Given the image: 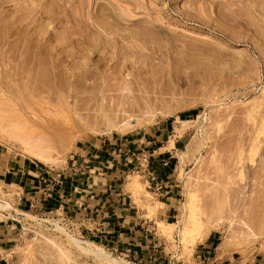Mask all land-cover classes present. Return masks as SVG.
I'll use <instances>...</instances> for the list:
<instances>
[{
  "label": "rangeland",
  "instance_id": "374dc122",
  "mask_svg": "<svg viewBox=\"0 0 264 264\" xmlns=\"http://www.w3.org/2000/svg\"><path fill=\"white\" fill-rule=\"evenodd\" d=\"M165 122L190 136L171 176L177 226L145 224L159 252L144 260L92 242L78 218L20 210L3 187L0 228L16 234L0 264H211L223 253L264 264V0H0V153L58 170L87 141ZM20 127L57 163L10 144L4 131ZM119 182L149 218L164 206L136 171ZM209 232L218 245L197 258Z\"/></svg>",
  "mask_w": 264,
  "mask_h": 264
},
{
  "label": "crops",
  "instance_id": "0c3cea01",
  "mask_svg": "<svg viewBox=\"0 0 264 264\" xmlns=\"http://www.w3.org/2000/svg\"><path fill=\"white\" fill-rule=\"evenodd\" d=\"M173 131L170 122H165L148 132L135 131L129 138L107 136L87 141L68 157L64 166L66 169H61L59 182H52V173L30 158L0 153V185L6 189L14 188L16 203L21 207L18 209H28L33 205L43 212L55 210L78 218L92 242L129 252L145 260V257L160 251V242L150 236L148 225L145 227V224L154 221L171 224L173 222L169 219L175 216L177 192L171 176L176 167V152L182 150L190 135L188 130L176 136L169 133ZM171 136L173 138L169 139ZM134 151L150 154V169L156 172L162 183L159 191L151 184L153 194L164 206L157 207L150 218L145 209L136 207L130 192L119 182L124 174L135 171L136 162L131 155ZM162 160H166L167 165H162ZM91 224L94 230L88 231L87 227ZM14 226L3 224L0 228L1 250H6L14 241ZM218 239L215 232H209L199 244L200 254L197 258H205L206 254L215 251ZM201 262L207 263L204 260ZM208 263L257 264L258 259L252 257L241 262L231 258L229 253H223L213 255Z\"/></svg>",
  "mask_w": 264,
  "mask_h": 264
},
{
  "label": "bare ground",
  "instance_id": "6f19581e",
  "mask_svg": "<svg viewBox=\"0 0 264 264\" xmlns=\"http://www.w3.org/2000/svg\"><path fill=\"white\" fill-rule=\"evenodd\" d=\"M20 116H21V118L24 117L22 114ZM27 122H23V123L21 122V124H23V125L30 124V123H27ZM6 126H7L8 130H12L13 129L11 127V125L8 124V123H7ZM20 129H22V128L20 127L17 130V133H14L13 131L9 132L8 130L7 131H4L8 135V141H9L10 144H13L15 146H19L21 148V150L27 156H29V157H31L33 159H36V160H38V161H40V162H42L44 164L53 165V164H56L57 163L58 160L52 158L51 148H50V146H48V144L45 143V140L43 138H41L39 136H37V138L34 137V136H32V137L31 136H28V134H25L26 127H24L19 132ZM113 130L119 131V132H127V131L130 130V128L128 126H126V125H122L121 127L115 125V126H113ZM16 215L23 216L22 219H25L24 218L25 216L32 218V220H34L35 223H37L38 226H40L41 229L43 228V226L46 225L44 223H48V224L52 225L53 226L52 229H54V230H60L62 228L65 229V227L59 225V223L57 221H55V220H50V219H46V218L45 219L44 218H40V217L31 215V214H28V213H26L24 211L17 212ZM11 216L14 217L13 215H11ZM15 220H17V219H15ZM166 226L172 227L171 229H174V227H176L177 225L176 224H169L168 223V224H166ZM213 227L214 226H212L210 229H212ZM65 231L71 234V232H69L68 230L65 229ZM167 232L165 231V233H167ZM168 234H169V232H168ZM171 234H172V232L170 231V234L169 235H171ZM69 239H71L72 242H78L77 240H75V239H73L71 237ZM223 249H227V248L225 247ZM100 256H101L100 258H105L104 255H100ZM106 260H107V258H106ZM109 261H111V260H109Z\"/></svg>",
  "mask_w": 264,
  "mask_h": 264
},
{
  "label": "built area",
  "instance_id": "2783aa9c",
  "mask_svg": "<svg viewBox=\"0 0 264 264\" xmlns=\"http://www.w3.org/2000/svg\"><path fill=\"white\" fill-rule=\"evenodd\" d=\"M132 157L134 158V161L136 162V168L135 171L139 173V175L146 180L148 185L154 184V189L156 191L161 190L162 183L158 180V175L156 172H154L152 169H150V154L146 151H134L131 152ZM162 165H167L166 160H162ZM47 172L52 173L53 177L52 182L56 181L59 182L60 178L62 177V170L61 169H49L44 168ZM3 187L0 185V190H2ZM20 199V198H19ZM36 208L33 205H30L28 209ZM19 221V220H17Z\"/></svg>",
  "mask_w": 264,
  "mask_h": 264
},
{
  "label": "trees",
  "instance_id": "16d2710c",
  "mask_svg": "<svg viewBox=\"0 0 264 264\" xmlns=\"http://www.w3.org/2000/svg\"><path fill=\"white\" fill-rule=\"evenodd\" d=\"M197 113V112H196ZM179 117L182 119V120H185L186 117L183 115V114H180Z\"/></svg>",
  "mask_w": 264,
  "mask_h": 264
}]
</instances>
